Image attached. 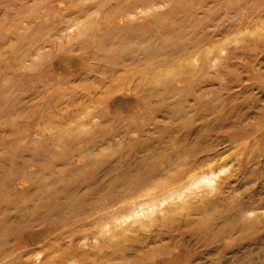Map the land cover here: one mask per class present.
<instances>
[{
  "label": "rangeland",
  "instance_id": "374dc122",
  "mask_svg": "<svg viewBox=\"0 0 264 264\" xmlns=\"http://www.w3.org/2000/svg\"><path fill=\"white\" fill-rule=\"evenodd\" d=\"M0 264H264V0H0Z\"/></svg>",
  "mask_w": 264,
  "mask_h": 264
},
{
  "label": "bare ground",
  "instance_id": "6f19581e",
  "mask_svg": "<svg viewBox=\"0 0 264 264\" xmlns=\"http://www.w3.org/2000/svg\"><path fill=\"white\" fill-rule=\"evenodd\" d=\"M196 175L197 176L192 179V182L191 183H193V184L199 183V182L202 181V179H205V178H208L211 181V178H210L209 174H207V172H205L204 170L201 171L199 174L196 173Z\"/></svg>",
  "mask_w": 264,
  "mask_h": 264
}]
</instances>
